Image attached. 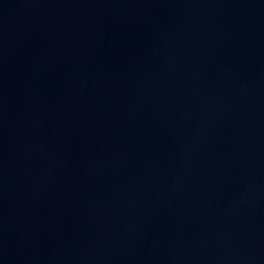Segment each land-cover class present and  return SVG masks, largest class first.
<instances>
[{"label": "water", "instance_id": "1", "mask_svg": "<svg viewBox=\"0 0 264 264\" xmlns=\"http://www.w3.org/2000/svg\"><path fill=\"white\" fill-rule=\"evenodd\" d=\"M0 264H264V0H0Z\"/></svg>", "mask_w": 264, "mask_h": 264}]
</instances>
